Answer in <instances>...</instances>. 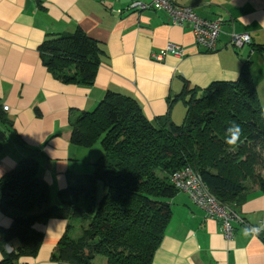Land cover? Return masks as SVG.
<instances>
[{
	"label": "crops",
	"instance_id": "obj_1",
	"mask_svg": "<svg viewBox=\"0 0 264 264\" xmlns=\"http://www.w3.org/2000/svg\"><path fill=\"white\" fill-rule=\"evenodd\" d=\"M172 1L192 6L204 18L222 20L217 51L198 46L191 28L174 25L164 10L119 12L131 0H0V105L9 106L0 119L7 134L0 143V178L21 159L33 157L38 177L48 184L57 204L68 193L71 178L90 174L97 157L95 145L72 140L73 122L82 112L93 111L109 90L133 97L150 119L169 114L178 124L187 113L186 104L182 99L169 101L186 85L203 89L215 81L236 80L248 60L258 82L264 56L253 44L264 45V0ZM77 28L105 49L92 85L62 82L42 61L39 48L48 36ZM233 30L250 33L252 44L240 51L233 48ZM170 42L181 45L185 54L155 60L153 53ZM171 205L172 216L153 264H264V231L255 237L243 235L246 227L264 225L261 190L253 187L232 204L237 217L231 238L223 233L221 220L209 218L187 192L178 191ZM13 220L0 210V226L9 227ZM43 221L33 225L44 233L38 255L22 261L55 260L54 249L70 221Z\"/></svg>",
	"mask_w": 264,
	"mask_h": 264
},
{
	"label": "trees",
	"instance_id": "obj_2",
	"mask_svg": "<svg viewBox=\"0 0 264 264\" xmlns=\"http://www.w3.org/2000/svg\"><path fill=\"white\" fill-rule=\"evenodd\" d=\"M253 47L264 56L263 44ZM39 49L58 80L79 85L95 82L105 54L102 43L82 28L48 36ZM251 65L245 61L236 80L203 89L186 85L171 98L170 104H186L183 124L169 114L150 119L133 97L109 90L93 111L73 122L72 140L86 147L101 142L103 154L90 174L71 178L60 203L52 202L48 184L38 177V161L21 159L0 178V210L14 218L9 227L0 226V264H36L21 260L40 251L44 233L33 226L36 221L83 217L81 236L67 231L57 243V262L97 264L103 256L105 264H153L178 192L171 175L186 167L230 207L253 187L264 192V110ZM232 122L243 129L234 151L225 143ZM4 139L0 128V143Z\"/></svg>",
	"mask_w": 264,
	"mask_h": 264
},
{
	"label": "built area",
	"instance_id": "obj_3",
	"mask_svg": "<svg viewBox=\"0 0 264 264\" xmlns=\"http://www.w3.org/2000/svg\"><path fill=\"white\" fill-rule=\"evenodd\" d=\"M152 9L166 11L170 15L171 23L174 25H188L195 36L198 46L208 52L217 51L219 36L222 31V20L204 18L190 5H180L172 0H131L127 7L119 10V12L123 10L143 11ZM230 36L229 43L235 49H240L246 44L252 43L251 34L248 32L233 30ZM169 53L176 56L185 54L181 45L170 42L159 52L153 53L152 57L155 60L162 61ZM8 108L9 106H4L5 110H8ZM170 179L178 191L187 192L190 198L206 211L209 218L221 220L222 230L227 238L233 236V221L237 217V212L216 198L199 173L190 167H186L173 172Z\"/></svg>",
	"mask_w": 264,
	"mask_h": 264
},
{
	"label": "rangeland",
	"instance_id": "obj_4",
	"mask_svg": "<svg viewBox=\"0 0 264 264\" xmlns=\"http://www.w3.org/2000/svg\"><path fill=\"white\" fill-rule=\"evenodd\" d=\"M249 45H246L245 47H248ZM239 50V49H237ZM243 50V48L241 49ZM240 51V50H239ZM257 83V89H258V93H259V97H260V100H261V103H262V107H263V110H264V71H263V75L261 78L258 79V82ZM185 116L186 114L184 115V118L181 117V119H179L178 123L179 124H183L185 122ZM95 148L97 149V157L96 159L101 155L103 154V146L101 144V142H97L95 144ZM103 190L100 189V195L102 194ZM61 202V198L59 197V202ZM69 221H71V228H69V231H68V234L71 236V237H79L81 236L82 234V225L85 223H87L86 221V218L83 217V218H72V220L69 219ZM41 222H44V221H41ZM15 244V242H14ZM9 245V244H8ZM8 245H6V249H8ZM10 246V245H9ZM43 253V252H42ZM23 258V257H22ZM38 259V257H37ZM46 262V261H45ZM96 262L97 264H105L106 263V258L103 257V256H98L97 259H96ZM38 264H45L44 262H40ZM50 264H68V261H63V263H59L57 262L56 260H50Z\"/></svg>",
	"mask_w": 264,
	"mask_h": 264
},
{
	"label": "clouds",
	"instance_id": "obj_5",
	"mask_svg": "<svg viewBox=\"0 0 264 264\" xmlns=\"http://www.w3.org/2000/svg\"><path fill=\"white\" fill-rule=\"evenodd\" d=\"M264 115V113H262ZM243 129L240 124L232 122V124L226 129L225 143L231 150H235L242 142ZM261 231H264V225L254 226L251 228H244L243 235L247 236H258Z\"/></svg>",
	"mask_w": 264,
	"mask_h": 264
},
{
	"label": "water",
	"instance_id": "obj_6",
	"mask_svg": "<svg viewBox=\"0 0 264 264\" xmlns=\"http://www.w3.org/2000/svg\"><path fill=\"white\" fill-rule=\"evenodd\" d=\"M10 248V246H8Z\"/></svg>",
	"mask_w": 264,
	"mask_h": 264
}]
</instances>
